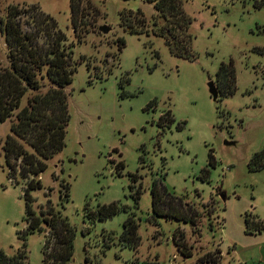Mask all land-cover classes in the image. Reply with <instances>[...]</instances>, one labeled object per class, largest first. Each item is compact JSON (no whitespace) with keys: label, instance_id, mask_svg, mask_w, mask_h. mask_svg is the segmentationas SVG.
Instances as JSON below:
<instances>
[{"label":"rangeland","instance_id":"rangeland-1","mask_svg":"<svg viewBox=\"0 0 264 264\" xmlns=\"http://www.w3.org/2000/svg\"><path fill=\"white\" fill-rule=\"evenodd\" d=\"M89 1L74 36L69 0H0V18L8 4H35L49 14L76 62L64 86V146L40 174L9 178L2 144L10 121H0V248L13 255L24 243L28 264H41L44 232H26L24 220L23 192L32 178L41 183L29 191L32 210L50 204L74 227L70 264H196L207 251L216 264H264V230L246 233L243 221L244 213L264 220V167L248 168L264 149V5L256 7L264 0H181L191 19V60L172 54L161 36L119 25L120 12L138 10L149 26L152 3ZM101 25L109 30L101 32ZM5 52L0 33L2 65ZM229 61L235 92L213 100L207 83L215 84L219 63ZM167 111L172 120L159 126ZM152 181L194 208L196 233L188 222L151 218ZM112 202L119 206L114 214L87 218L86 210ZM128 218L137 223L136 248L119 242ZM177 229L191 257L177 252Z\"/></svg>","mask_w":264,"mask_h":264},{"label":"trees","instance_id":"trees-1","mask_svg":"<svg viewBox=\"0 0 264 264\" xmlns=\"http://www.w3.org/2000/svg\"><path fill=\"white\" fill-rule=\"evenodd\" d=\"M144 1L152 3L155 11L151 24L148 26L140 11L129 10L119 14V25L123 30L134 34H147L150 31L163 37L169 51L175 56L194 59L192 36L188 30L191 19L184 12L181 0ZM85 5L89 7L90 1L69 0V23L74 36L84 19ZM262 5L264 2L260 1L256 7ZM0 33L6 49L5 64L0 63V121H10L11 133L3 141V157L9 178L17 173L26 180L28 175L33 177L40 174L46 167L45 160L64 146L65 128L69 119L64 86L71 81L76 62L72 60L70 47L65 45L66 37L55 20L35 4H8L4 16L0 18ZM116 44L120 50L124 45L123 38H117ZM214 80L218 92L215 100L235 92V74L231 61L219 63ZM171 120L167 111L164 117L159 118L158 125L163 126ZM214 162L213 156L209 154L208 165L212 166ZM262 167L264 149L254 153L248 162L250 170ZM202 172L204 177L208 171L202 169ZM40 187L39 179L31 178L25 182L23 199L26 232H44L41 264H70L74 227L50 204L37 214L32 210L29 191ZM139 193L140 186L136 189V198ZM67 195L65 191L62 199L66 200ZM150 195L151 218L163 217L188 222L192 232L196 233L197 214L192 206L169 193L157 181H152ZM118 208L112 202L101 205L95 211L86 210L85 214L89 220L100 219L114 214ZM243 221L246 233L264 230V220L254 215L244 213ZM172 240L182 257L192 256L183 231L175 230ZM119 242L132 248L137 247L139 236L133 218L123 222ZM217 253L219 258L220 251L217 250ZM215 256L207 251L197 259L196 264H216ZM0 264H28L24 243L13 255L5 254L0 248Z\"/></svg>","mask_w":264,"mask_h":264},{"label":"water","instance_id":"water-1","mask_svg":"<svg viewBox=\"0 0 264 264\" xmlns=\"http://www.w3.org/2000/svg\"><path fill=\"white\" fill-rule=\"evenodd\" d=\"M99 30L103 33H106L109 30V28L106 25H101V26H99ZM207 87H208V92H209L211 98L213 100H215L217 98L218 92H217V88H216L213 80L208 81Z\"/></svg>","mask_w":264,"mask_h":264},{"label":"crops","instance_id":"crops-1","mask_svg":"<svg viewBox=\"0 0 264 264\" xmlns=\"http://www.w3.org/2000/svg\"><path fill=\"white\" fill-rule=\"evenodd\" d=\"M260 232H257V233H260ZM263 245H264V242H262V243L259 244L260 249H262V246ZM248 257H249L250 262L251 261H254L256 259L255 253L253 251H251V252L248 253Z\"/></svg>","mask_w":264,"mask_h":264}]
</instances>
